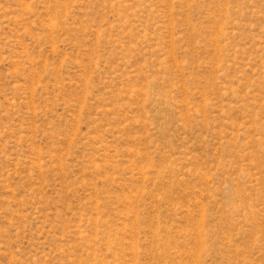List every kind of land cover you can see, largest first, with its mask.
<instances>
[{"label": "rangeland", "instance_id": "374dc122", "mask_svg": "<svg viewBox=\"0 0 264 264\" xmlns=\"http://www.w3.org/2000/svg\"><path fill=\"white\" fill-rule=\"evenodd\" d=\"M0 264H264V0H0Z\"/></svg>", "mask_w": 264, "mask_h": 264}]
</instances>
